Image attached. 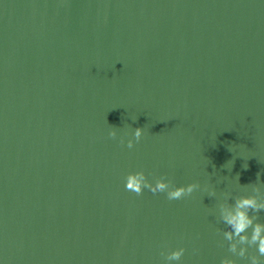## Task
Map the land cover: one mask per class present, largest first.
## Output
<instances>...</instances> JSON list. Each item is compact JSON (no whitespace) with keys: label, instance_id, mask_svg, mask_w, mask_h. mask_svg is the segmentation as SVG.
I'll return each mask as SVG.
<instances>
[{"label":"water","instance_id":"95a60500","mask_svg":"<svg viewBox=\"0 0 264 264\" xmlns=\"http://www.w3.org/2000/svg\"><path fill=\"white\" fill-rule=\"evenodd\" d=\"M257 173L264 0H0V264H249L216 205Z\"/></svg>","mask_w":264,"mask_h":264},{"label":"clouds","instance_id":"9594fccd","mask_svg":"<svg viewBox=\"0 0 264 264\" xmlns=\"http://www.w3.org/2000/svg\"><path fill=\"white\" fill-rule=\"evenodd\" d=\"M136 121V120H135ZM133 121V122H135ZM145 134L144 127H136L131 133V138L127 139V147L133 148L139 143ZM112 139L117 137V127L112 126L108 132ZM120 143L124 144L123 138ZM245 169L247 165L243 166ZM261 174L257 173L256 181L244 185L250 189V194L238 195L232 197L231 192L225 191L222 200L217 203L218 219L226 226L222 232L223 238L228 242V252L239 258H247L249 264H264V222H261L259 214L264 212V181L260 178ZM239 181V174H237ZM201 188L199 182L189 183L187 185L176 186L171 179L160 177L153 183L143 170L129 172L125 177V189L135 193L137 196L143 194L144 190H149L152 194L165 193L169 201L182 200L193 194L194 191ZM204 190H207L205 187ZM213 189L210 196H215ZM232 201V202H229ZM255 248L256 255H248L249 248ZM185 248L179 247L170 251H162L166 264L179 262ZM220 264H236V260L230 257H224Z\"/></svg>","mask_w":264,"mask_h":264}]
</instances>
